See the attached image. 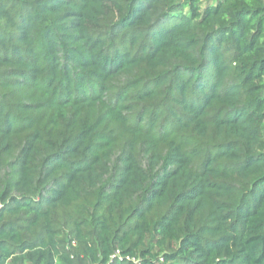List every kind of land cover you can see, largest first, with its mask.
Segmentation results:
<instances>
[{"label":"trees","instance_id":"16d2710c","mask_svg":"<svg viewBox=\"0 0 264 264\" xmlns=\"http://www.w3.org/2000/svg\"><path fill=\"white\" fill-rule=\"evenodd\" d=\"M0 264H264V0H0Z\"/></svg>","mask_w":264,"mask_h":264}]
</instances>
